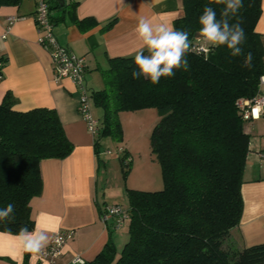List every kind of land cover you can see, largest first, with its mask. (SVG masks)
Returning a JSON list of instances; mask_svg holds the SVG:
<instances>
[{
    "label": "trees",
    "instance_id": "1",
    "mask_svg": "<svg viewBox=\"0 0 264 264\" xmlns=\"http://www.w3.org/2000/svg\"><path fill=\"white\" fill-rule=\"evenodd\" d=\"M63 1L56 0L57 6ZM48 4L54 25V6L50 0ZM205 7L213 8L220 19L224 5L216 0H182V15L173 21L174 30L189 33L187 71L176 68L173 76L153 84L150 78H133V71H138L135 55L109 58L107 68L100 70L103 87L90 91L101 109L95 150L103 136H121L119 113L157 111L149 146L160 167L162 189H126L127 241L117 252L111 237L114 228L106 224L107 242L83 264H264V243L238 249L227 242L243 212L241 185L249 151L239 103L261 94L264 76V39L256 31L261 0H243V7L229 19L230 24L239 23L246 36L242 54L235 57L226 46H209L207 60L204 52L194 50L202 45L199 17ZM73 20L80 29L95 24L92 18ZM143 52L149 54L147 49ZM249 52L250 68L245 66ZM5 63L0 56V79ZM15 101L6 93L0 102V209L14 205V214L0 221V231L11 234H18L22 226L34 228L30 201L42 191L41 160L63 159L73 150L56 110L20 112L13 109ZM125 155L119 157L124 175L131 163Z\"/></svg>",
    "mask_w": 264,
    "mask_h": 264
},
{
    "label": "crops",
    "instance_id": "2",
    "mask_svg": "<svg viewBox=\"0 0 264 264\" xmlns=\"http://www.w3.org/2000/svg\"><path fill=\"white\" fill-rule=\"evenodd\" d=\"M50 2L54 6L51 16L56 40L84 59L87 89L90 69L100 74V70L107 68L109 58L134 56L147 49L142 48L135 32L140 17L173 28V21L182 15V0H64L59 6L56 0ZM261 8L256 31L264 39V0ZM35 9L34 0L0 3V56L6 59L1 70L0 102L6 93H11L16 111H57L73 150L63 159L41 160L42 191L30 201V216L34 228L38 224L50 240L57 231H73L55 264H71L75 255L90 261L109 237L101 213L107 206L120 204L113 199L107 203L104 188L100 199L99 189L104 185L100 172L106 175L107 171L102 158L105 154L100 153V140L95 150L94 138L77 110L79 95L74 83L69 78L55 80L50 56L37 43ZM8 17L15 20L7 37L1 38L8 27ZM74 17L92 18L95 24L80 29ZM112 19L115 22L106 28ZM260 93L264 96V84ZM94 117L99 120L101 113ZM243 128L249 136L241 185L243 212L227 241L238 249L264 243V108L257 118L246 120ZM0 233H6L0 237V264H47L36 258L43 249L39 253L26 252L15 240L16 234Z\"/></svg>",
    "mask_w": 264,
    "mask_h": 264
},
{
    "label": "clouds",
    "instance_id": "3",
    "mask_svg": "<svg viewBox=\"0 0 264 264\" xmlns=\"http://www.w3.org/2000/svg\"><path fill=\"white\" fill-rule=\"evenodd\" d=\"M216 3L223 4L224 8L217 18L216 11L211 7H205L203 14L199 17V37L202 44V51L205 53L204 59L209 58L210 47L226 46L230 50L231 56L241 55L242 45L246 39L243 27L239 23L230 24L229 19L235 16L243 7V0H216ZM135 32L141 41L142 48H147L148 55L143 50L136 53L134 63L138 71H133L134 79L140 77L150 78L153 84L160 81L161 77L173 76L174 69L183 68L187 71L189 65L185 59V54L191 50L189 33L183 30H174L171 26L163 23H153L146 17L138 19ZM252 53L245 57V66H252ZM264 81V76L261 77ZM14 214V205L8 204L0 209V221L7 220ZM6 233H0L3 237ZM15 240L20 247L31 253H39L49 243L50 238L46 231L37 224L29 231L26 226H22L15 235ZM56 243H61V238L56 237ZM75 264V262H74Z\"/></svg>",
    "mask_w": 264,
    "mask_h": 264
},
{
    "label": "rangeland",
    "instance_id": "4",
    "mask_svg": "<svg viewBox=\"0 0 264 264\" xmlns=\"http://www.w3.org/2000/svg\"><path fill=\"white\" fill-rule=\"evenodd\" d=\"M88 91L99 90L103 87L102 77L99 72L91 70L87 76ZM93 116H100L101 109L90 101ZM121 136L114 138L105 135L100 139V153L107 163L106 175L100 172V182L104 185L100 187V199L102 189L106 191V202L111 203L112 199L117 200L120 206H128L126 190L156 191L162 189L160 167L150 150V134L153 126L159 119L155 109L149 108L143 111L121 112L119 113ZM122 150L126 159L131 163L126 175L121 170L119 157ZM109 151V153H107ZM128 151V152H127ZM103 170V168H102ZM125 191H124V190ZM124 191V192H122ZM127 221L119 229H113L111 233L112 241L119 252L128 239Z\"/></svg>",
    "mask_w": 264,
    "mask_h": 264
},
{
    "label": "built area",
    "instance_id": "5",
    "mask_svg": "<svg viewBox=\"0 0 264 264\" xmlns=\"http://www.w3.org/2000/svg\"><path fill=\"white\" fill-rule=\"evenodd\" d=\"M36 9L34 21L37 31V43L49 54L55 80L69 78L75 85L79 102L77 110L85 121L89 133L95 139L99 132L100 121L96 119L91 112L90 92L85 85L86 65L82 57L76 56L67 47L62 46L56 40L54 35V25L50 18L48 0H34ZM15 17H8V27L2 34L1 38H6L9 32V26L13 23ZM202 45L194 47L197 53H201ZM1 77V76H0ZM264 81L260 78V86ZM239 106L244 110V118L246 120L257 118L262 108H264V96L259 94L252 102L241 101ZM122 150H118L122 154ZM109 153V151H107ZM101 219L105 224L109 221L114 229H119L128 219L127 210L120 205L107 206L102 214ZM61 238V243H56V237ZM73 236V231H57L52 235L50 243L37 256L39 262L46 261L47 264H55L57 257L61 254L62 247L65 242ZM83 264L84 259L79 255H75L71 259V264Z\"/></svg>",
    "mask_w": 264,
    "mask_h": 264
}]
</instances>
